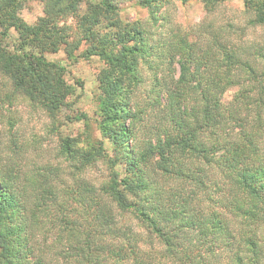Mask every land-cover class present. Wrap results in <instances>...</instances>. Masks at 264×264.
<instances>
[{
    "label": "trees",
    "instance_id": "obj_1",
    "mask_svg": "<svg viewBox=\"0 0 264 264\" xmlns=\"http://www.w3.org/2000/svg\"><path fill=\"white\" fill-rule=\"evenodd\" d=\"M138 1L148 8L152 24L158 23L165 0ZM204 1L206 11L212 12L224 0ZM32 2L41 4L42 14L29 24L19 13ZM82 3L0 0V106L21 95L56 123L71 89L64 67L45 54L62 50L71 58L84 46L83 56L95 55L105 65L98 75L97 125L109 147L91 137L82 148L63 139L61 154L79 172L101 162L108 174L98 187L80 182L77 199L104 231L115 224V207L131 213L164 245L160 262L149 260L136 240L130 242V228H112L118 239L107 247L112 264H206L192 247L199 248L193 237H208L213 252L231 249L229 264H264L256 229L264 224V47L246 49L236 41L231 24L227 32L207 28L202 39L173 29L152 41L142 22L121 19L112 0H86L85 10ZM243 11L246 25H264V0H244ZM10 30L16 33L13 44L7 42ZM145 72L149 90L143 88ZM7 86L9 91L4 90ZM230 87L236 91L225 101ZM149 109L163 113V129L139 142L137 128ZM208 169L229 189L230 210L241 220L231 228L221 212L202 210L195 201L205 188ZM0 175V264H40L34 255L35 237L50 214L57 219L51 203L62 212L65 201L58 204L55 187L44 173L37 179L32 175L30 190L19 185L12 167L1 168ZM164 178L180 182L175 193L167 192L170 207L159 204ZM63 191L73 197L72 190ZM228 195L216 197L215 203Z\"/></svg>",
    "mask_w": 264,
    "mask_h": 264
},
{
    "label": "rangeland",
    "instance_id": "obj_2",
    "mask_svg": "<svg viewBox=\"0 0 264 264\" xmlns=\"http://www.w3.org/2000/svg\"><path fill=\"white\" fill-rule=\"evenodd\" d=\"M112 1L117 6L121 19L142 22L151 32L152 41L164 38L173 29L179 30L182 34L188 33L196 40L202 39L207 28L212 26L218 32H227L231 24L237 30L234 36L236 41L243 43L246 49L264 47V25L257 27L246 25L247 17L243 11L244 0H224L216 7L214 6L212 12L206 11L204 0H165L158 13V23L155 25L150 20L148 8L138 0ZM85 2L86 0H83L82 3L84 10ZM19 14L27 23L33 24L42 14V6L38 2L29 3L21 9ZM68 22L74 24V20L69 19ZM15 38L16 33L10 30L8 44H13ZM82 50L84 46L71 58L67 57L62 50L45 54L49 61L58 62L64 67L63 77L71 89L66 98L67 104L62 108L56 123H52L42 110L33 106L21 95H17L12 102L10 101V105L5 101L4 105L0 106V170L12 167L18 175L19 185L26 186L28 190L32 188L29 182L32 175L37 179L38 174L44 173L50 177L55 187L58 204L65 201L62 212L57 205L54 206L51 203V211L57 219H53V215L50 214V220L45 221V226L43 224L44 227H41L42 229L35 237L37 243H35L34 255L40 264H112L113 260L107 253V247L111 244L113 246V243L118 241L115 237L117 233H111L112 228L121 229V231L130 228L132 232L130 242L137 241L146 259L153 258L156 262H160L159 256L163 253L164 245L160 243L156 234L141 227L131 213H122L114 207L112 217L115 224L104 231L99 222L85 214V206L79 202L80 199H77L80 182L98 187L108 174V170L103 163L96 162L79 172L75 162L61 154L63 139H69L73 147L82 148L91 137L102 140L104 146L109 147L97 125L99 118L97 98L100 94L98 75L105 65L95 55L86 58ZM145 75L147 81L143 88L149 90L152 86L151 80L147 72ZM9 88L7 86L4 90L9 91ZM235 91L236 87L228 88L223 99L231 100ZM141 94L144 95L145 92H139V95ZM162 114L161 111L147 110L143 122H139L137 128L139 142L153 136L154 131L163 129L161 128ZM201 139L205 145L209 144V139L205 135L201 136ZM206 173L205 188L198 192L199 200L195 201L200 204L202 210L211 209L221 212L230 228L237 225L241 220L230 210L233 207L230 204L229 189L219 183L220 176L214 169H208ZM159 183L165 190V195L160 197L159 204L170 207L172 201L170 200L169 204L166 203L168 202L167 192L169 190L172 194L175 193L180 182L164 178ZM217 185L223 187L222 190L217 188ZM63 190H72L73 197L66 195ZM223 193L228 197L220 203L217 201L216 204L215 198L222 196ZM233 200H235L234 204H241L237 199ZM61 216L70 223H63V220L59 218ZM170 224L173 225V223ZM256 229L257 236L264 247V224H259ZM87 234L89 237H86ZM182 238L187 241L186 236L182 235ZM192 240L193 245H199V248L195 245L192 247L195 252L199 251L202 261L206 264H229L231 249L216 248L213 252V245L210 244L208 237L201 239L193 237ZM120 243L125 241L121 240ZM81 249L84 251L81 252ZM164 264L168 262L165 261Z\"/></svg>",
    "mask_w": 264,
    "mask_h": 264
}]
</instances>
